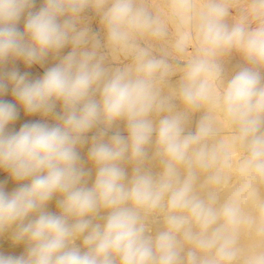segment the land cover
<instances>
[{
    "label": "clouds",
    "instance_id": "obj_1",
    "mask_svg": "<svg viewBox=\"0 0 264 264\" xmlns=\"http://www.w3.org/2000/svg\"><path fill=\"white\" fill-rule=\"evenodd\" d=\"M33 5L0 0V96L11 86L27 114L56 123L9 132L17 106L0 99V170L28 181L10 193L0 182V235L10 231L26 244L23 255L0 254V264H264V0L174 2L191 32L172 48L183 54L195 45L180 71L170 54L141 46V38L167 34L142 0H43L35 12ZM87 9L98 15L103 40L84 22ZM233 52L243 64L228 78ZM117 53L126 61L106 66ZM50 54L59 62L39 79L4 71L9 60L31 66ZM214 111L231 128L224 139ZM121 121L127 135L113 130ZM86 144L91 186L79 152ZM228 169L241 183L222 197ZM53 197L58 213L46 211ZM245 234L256 238L250 248Z\"/></svg>",
    "mask_w": 264,
    "mask_h": 264
},
{
    "label": "rangeland",
    "instance_id": "obj_2",
    "mask_svg": "<svg viewBox=\"0 0 264 264\" xmlns=\"http://www.w3.org/2000/svg\"><path fill=\"white\" fill-rule=\"evenodd\" d=\"M142 2L144 4H146L148 6V8L155 15L159 16L161 18V20L164 21V23H165V25L167 27V34L163 38H161L159 40H153L151 38H141V40H140L141 46L147 48L150 52L155 53V54H162V53L170 54V56L174 60L173 62L176 63V70L180 71L182 66H183V64L192 55V52L194 50V46L195 45H194V41H193L191 46L189 47V49L183 54L176 53L173 50V48H172L173 42L178 38L179 35H181L183 33H190L191 32V25L187 22V19H185V21L183 23L181 22L180 16L183 14L182 11L180 9H175L174 10L173 7H172L173 3L174 2H178V0H142ZM195 3H197L198 5H201L203 3V0H195ZM42 6H43V0H34V5H33V8L31 10L33 12L38 11ZM82 15H83L84 22L88 25V27L92 30V32L97 33L99 35V37L101 38V40H103V29H102V26L100 24L98 15L92 9L85 10V12ZM21 19L18 22L17 27H18V29L20 31H23L24 30L25 17L22 16ZM69 51H71V46H68V47L64 48L61 51L60 56L62 57L64 55H67ZM113 58L115 60H113L110 56L108 57V59L106 60V66L118 67V66H120V64L122 62L126 61V59H127V57H125L123 54H119V53L115 54ZM58 62H59V59L57 57H54L52 54H50L42 64H33L31 66H27L21 60L20 65L23 67V69H16L15 67L10 65V66L6 67L5 71H11V70L15 69V70H18L21 74H24V73H27V72L30 71L31 73H33L36 76L41 78L44 75V73L49 68L53 67ZM242 64H243V61H242L241 56L238 53L233 52L225 60L226 76L228 78H230L231 75L234 74L235 71H237L239 66H241ZM179 79H180V73L177 72L175 75H173L172 77H170L168 79V81H167L168 88H175L177 86V84H178ZM172 82H173V84H172ZM0 99L4 100L6 102H9V103L16 104L17 111H18L17 119H18V121H23L20 118L26 112L24 111L23 107L21 105H19V103L16 101V98L12 95L11 86H9L8 91H7L6 94H4L3 96H0ZM177 108H178V110H181V108H182V106L179 104V102H176V109ZM60 110H61L60 104L57 103L55 111L57 113H59ZM214 112L215 113H213V114L214 115L216 114L215 117H217V115H218L221 118L220 119L218 117L217 118L214 117L216 122L219 121V122L216 123V125H218L217 126L218 129L220 128V130H221L220 126L225 124L224 127L222 126V130H224V129L227 130L228 129V130L231 131L230 127L226 126L227 122L223 118L222 114H220L218 111H214ZM203 115H204L203 110H200V111L192 113L191 116H190V119L188 121L189 127H191V128L186 127L187 129H185V132H187V133L188 132H193L194 133L195 132L194 130H196V125H197L198 121L200 120V118ZM27 119H28L27 121L31 120V121H33V123L34 122H42V123H44L46 121H48L46 123H48L49 125H54L56 123L55 119L52 118V116L43 117L40 114L29 115L27 117ZM216 119H219V120H216ZM121 122H123V121H121ZM121 122H119V124L117 126H114L113 130H116V128H119V127L120 128L123 127L122 125H124V124L121 123ZM227 125H228V123H227ZM8 127L12 128L13 126L11 125V126H8ZM19 127L20 126H18L17 124H16V126L14 125L13 131L16 132L17 129H19ZM227 127H229V128H227ZM123 130H124L123 134H127L125 129H123ZM119 131L122 132V129H119ZM110 133H109V135H111ZM94 134H95V130H93L92 132L88 133L89 139ZM218 139H220V138H218ZM88 147H89V145L86 144V146H84L83 148L79 149V152L82 155L81 156V160L83 162L86 161L85 164L92 165L91 163L88 162V158H87ZM151 151H152V149L149 150L150 153H151ZM150 153H149V155H150ZM83 154H85V155H83ZM153 162L154 161H150L149 162V163H152V164L155 163L152 166H151V164H148L149 165L148 167L151 168V171L152 172L153 171L155 172V171H158V170L160 171L158 162H156V161L154 163ZM156 166H158V167H156ZM90 170H91V176L88 178V185L89 186H91V184H92V182H93V180L95 178V169L92 168ZM226 171H228V170H226ZM228 173L231 174L230 171ZM233 173L231 174V176L229 175L230 177L227 176V178L229 177V179H231V180H229L227 182L225 181L226 183L229 182L227 184L228 186L226 184H224V183H222L223 186H222V184L219 186V187H221L220 194H224L223 196L228 195L230 192L233 191V189L235 187H237L241 183L240 182L241 180L238 179L239 178L238 174L235 173L236 175L235 174L233 175ZM224 186H226V187H224ZM229 187H231V188H229ZM262 190L264 192V189H261V191ZM263 192H261L262 193L261 195H264ZM243 194L246 195L249 199H253L254 198L253 197L254 196L253 193L250 192V191H245ZM262 198H264V197L262 196ZM57 199L54 198V201L51 202L49 205H47L46 211L51 212V213H58L59 212V209L57 207ZM247 235L248 234H246L247 239L245 237H243L242 241L244 239H245L244 241H248V236ZM252 238H254V240H256L255 237H252ZM252 238H251V240H252ZM248 248H250V247L248 246Z\"/></svg>",
    "mask_w": 264,
    "mask_h": 264
},
{
    "label": "bare ground",
    "instance_id": "obj_3",
    "mask_svg": "<svg viewBox=\"0 0 264 264\" xmlns=\"http://www.w3.org/2000/svg\"><path fill=\"white\" fill-rule=\"evenodd\" d=\"M22 20V19H21ZM20 62H21V60H9L7 63H6V65L4 66V71L6 70V67H8V66H13V67H15L16 69H23V67L20 65ZM116 62V61H115ZM27 74H28V78L30 79V80H36V79H39L40 77H38V76H36L35 74H33V73H31L30 71L29 72H27ZM172 84H173V82H172ZM173 86V85H172ZM175 87V86H174ZM7 93V92H6ZM5 93V94H6ZM9 93V92H8ZM176 110H178V108L176 109ZM213 113H215V112H213ZM218 113V112H217ZM214 115V114H213ZM216 115V114H215ZM215 115H214V117H215ZM29 116V114H27V113H25V114H23V116H21V120H23V121H18V119H16L15 121H13L12 123H10L8 126H13L12 128H7V131H9V132H15V131H13V129H14V125L16 126V124L18 125V126H20L19 127V129L24 125V124H26V123H33V121H31V120H29V121H27L28 119H27V117ZM217 117L218 118H220L218 115H217ZM217 117H215V118H217ZM51 118V117H50ZM53 118V117H52ZM45 119V118H44ZM221 119V118H220ZM216 120H219V119H216ZM46 122H48V121H46ZM46 122H44V123H46ZM217 122H219V121H217ZM216 122V123H217ZM121 123H123L124 124V122H121ZM48 124V123H47ZM125 125V124H124ZM124 125H122L123 127H119L118 129H122V132H121V134H123L124 132V130L123 129H125V126ZM191 125V124H190ZM225 125V124H224ZM224 125H221L220 127H221V130H220V128H219V133H220V135H219V137L218 138H220V139H224V138H226V137H228L230 134H231V131L230 130H226V129H224V130H222V126L224 127ZM218 126V125H217ZM226 126H229V125H227V123H226ZM186 127H188V128H191V127H189V123L186 125ZM116 128V127H115ZM218 128V127H217ZM227 128H229V127H227ZM19 129H17V131L16 132H18L19 131ZM187 129V128H186ZM195 129V128H194ZM231 129V128H230ZM195 131V130H194ZM185 133H187V132H185ZM110 134H112V133H110ZM123 135H127V134H123ZM91 136V135H90ZM89 137V136H88ZM86 146V145H85ZM149 150H151V149H149ZM150 153V152H149ZM151 153H152V151H151ZM151 153H150V155L149 156H151ZM83 155H85V154H83ZM80 156H82L81 155V153H80ZM81 162L83 163V165H84V167H85V169L86 170H90V169H92L93 168V166L92 165H90V164H85L86 163V161L85 162H83L82 160H81ZM155 162V161H154ZM153 162V163H154ZM88 163V162H87ZM149 164H151V166L152 165H154V164H152V163H149ZM147 166H149V165H147ZM156 167H158V166H156ZM126 171L128 172V174L129 175H131V172H132V166L131 165H127L126 166ZM230 171V173L232 174L233 172V175L236 173L235 171H234V169H228V171H226L225 170V176L227 177V176H231V174H229L228 172ZM154 172V171H153ZM159 172V170L158 171H155L154 172V174L155 173H158ZM228 174V175H227ZM232 175V176H233ZM236 175V174H235ZM229 176V177H230ZM229 177L226 179V182L227 181H229V180H231V179H229ZM239 177V176H238ZM237 179V178H236ZM238 179H240V177L238 178ZM234 180V179H233ZM240 181V180H239ZM0 182H2L3 183V186H4V189H5V191H7V192H12L13 190H15L17 187H19L20 186V183H27L28 181H24V182H16L11 176H10V174L7 172V171H4V170H0ZM226 182H224V184H228V183H226ZM241 182V181H240ZM230 185V184H229ZM222 186H223V184H222ZM228 186V185H227ZM224 187H226V186H224ZM229 188H231V187H229ZM233 188V187H232ZM218 190H219V192L221 191V187H219L218 188ZM261 192H263V190L261 191ZM231 193V192H230ZM264 193V192H263ZM260 194H262V193H260ZM222 196L224 195V194H221ZM254 195V194H253ZM264 197V195H261V197ZM254 197V196H253ZM54 198L55 199H57L58 197H53V199L48 203V205L51 203V202H53L54 201ZM160 227V225H159V223H157V224H154L153 225V229L154 230H156L157 228H159ZM248 236V241H242V243L244 244V246L246 247V248H248V246L249 247H251L252 245H254L255 244V242H256V240H254V238H252V237H254V236H252V235H247ZM243 237H245L246 239H247V237H246V234H245V236H243ZM242 237V238H243ZM251 238H252V240H251ZM80 243V241H77V244H79ZM25 251H26V244L25 243H23V242H21V243H14L13 242V240H12V235H11V232L9 231V232H5V233H3L2 235H0V254H3V255H5V256H20V255H23L24 253H25Z\"/></svg>",
    "mask_w": 264,
    "mask_h": 264
}]
</instances>
